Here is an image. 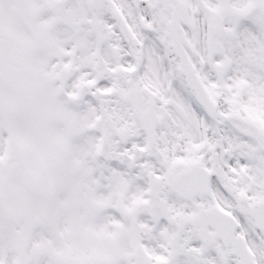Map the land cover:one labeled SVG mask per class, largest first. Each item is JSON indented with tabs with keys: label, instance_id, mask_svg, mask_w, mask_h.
<instances>
[{
	"label": "snow or ice",
	"instance_id": "snow-or-ice-1",
	"mask_svg": "<svg viewBox=\"0 0 264 264\" xmlns=\"http://www.w3.org/2000/svg\"><path fill=\"white\" fill-rule=\"evenodd\" d=\"M0 264H264V0H0Z\"/></svg>",
	"mask_w": 264,
	"mask_h": 264
}]
</instances>
